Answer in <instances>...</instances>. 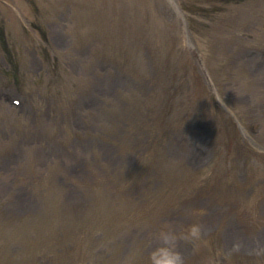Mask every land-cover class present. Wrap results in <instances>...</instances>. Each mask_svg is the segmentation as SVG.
<instances>
[{
    "label": "rangeland",
    "instance_id": "rangeland-1",
    "mask_svg": "<svg viewBox=\"0 0 264 264\" xmlns=\"http://www.w3.org/2000/svg\"><path fill=\"white\" fill-rule=\"evenodd\" d=\"M0 27V207L38 212L0 216V264H264V0H0Z\"/></svg>",
    "mask_w": 264,
    "mask_h": 264
}]
</instances>
